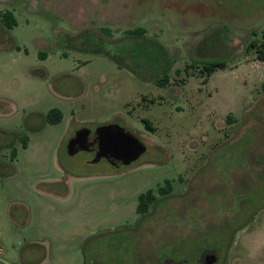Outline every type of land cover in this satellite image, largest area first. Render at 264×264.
Masks as SVG:
<instances>
[{"label": "rangeland", "instance_id": "rangeland-1", "mask_svg": "<svg viewBox=\"0 0 264 264\" xmlns=\"http://www.w3.org/2000/svg\"><path fill=\"white\" fill-rule=\"evenodd\" d=\"M42 1L0 0V264H264V0ZM104 125L146 152L67 155Z\"/></svg>", "mask_w": 264, "mask_h": 264}, {"label": "water", "instance_id": "water-1", "mask_svg": "<svg viewBox=\"0 0 264 264\" xmlns=\"http://www.w3.org/2000/svg\"><path fill=\"white\" fill-rule=\"evenodd\" d=\"M91 130L81 128L75 132L74 136L66 144V153L73 156L79 151L89 152L90 145L88 137ZM96 136L97 151L93 163L104 159L115 166L128 167L136 162L145 152L146 146L133 135L127 133L117 125L99 126L94 130ZM217 255L208 253L204 264H215Z\"/></svg>", "mask_w": 264, "mask_h": 264}, {"label": "trees", "instance_id": "trees-1", "mask_svg": "<svg viewBox=\"0 0 264 264\" xmlns=\"http://www.w3.org/2000/svg\"><path fill=\"white\" fill-rule=\"evenodd\" d=\"M0 22L6 28H11L12 26L15 25V20L12 16V13H8V12L0 14ZM263 38H264V34H263ZM249 48H254L256 50V54L258 55L257 56L258 60L260 61L264 60V43L258 44L256 41H252L249 44ZM224 67H225L224 62L213 61L205 65L204 69L207 71V77H208L216 69L224 68ZM262 87L264 89V82L262 84ZM45 118L47 123L56 124L61 121V113L57 110H50ZM144 123L147 129H152L151 123L148 120H144ZM26 141H27L26 138L22 140V144L24 147H26ZM171 192H172L171 181H165L164 186H160L157 188V194L159 198L155 195L153 190H149L146 193L140 194L137 198L138 199L137 207H136L137 215L145 216L149 212L150 208L159 201V199L169 196Z\"/></svg>", "mask_w": 264, "mask_h": 264}, {"label": "crops", "instance_id": "crops-1", "mask_svg": "<svg viewBox=\"0 0 264 264\" xmlns=\"http://www.w3.org/2000/svg\"><path fill=\"white\" fill-rule=\"evenodd\" d=\"M75 4V0H50V3L46 0H43L41 2L42 6H46L47 10L52 11L55 15L57 16H62L63 14H65V8L67 7L68 9H70V7H72L71 5ZM49 5V6H48ZM28 7L31 10H34V8L36 7V4L33 2H29L28 3ZM46 10V9H45ZM1 22H0V29H1ZM1 33V30H0Z\"/></svg>", "mask_w": 264, "mask_h": 264}, {"label": "flooded vegetation", "instance_id": "flooded-vegetation-1", "mask_svg": "<svg viewBox=\"0 0 264 264\" xmlns=\"http://www.w3.org/2000/svg\"><path fill=\"white\" fill-rule=\"evenodd\" d=\"M88 144L90 145V150H91V151H89V153L93 154V159H94L95 153L97 151V142H96V136L94 135V131H91V133H90V135L88 137ZM108 163L111 164L110 162H108ZM117 167H120V166H117ZM210 252H212V251H210ZM210 252L209 251L202 252L199 255L197 261L200 262V264H204L205 257ZM212 253H214V252H212ZM164 264H181V263L180 262H173L172 260H165Z\"/></svg>", "mask_w": 264, "mask_h": 264}]
</instances>
